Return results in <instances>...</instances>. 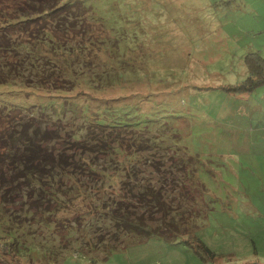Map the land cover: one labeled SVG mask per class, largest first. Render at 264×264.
<instances>
[{"label": "rangeland", "instance_id": "obj_1", "mask_svg": "<svg viewBox=\"0 0 264 264\" xmlns=\"http://www.w3.org/2000/svg\"><path fill=\"white\" fill-rule=\"evenodd\" d=\"M82 2L102 23L88 20L90 26L105 27L102 34L115 43L109 47L112 65L125 80L114 92H126L131 104L139 100L141 117L157 124L146 131L161 142L141 148L137 139L143 132H121L110 138L117 150L94 156L110 164V171L87 172L83 180L76 175L59 187L57 181L42 188L23 180L13 184L5 204L0 203V262H264V84L248 92L225 89L244 80L248 53L264 57V0ZM109 53L98 51V67H105ZM19 93L29 94L1 85L0 107L20 108ZM59 108V113L51 109L52 114L38 116L47 127L59 129L54 146L72 151L67 133L81 125L82 116L80 110L61 113ZM156 160L163 161L162 172H154ZM131 165L134 177L163 183L172 202L181 200L187 227L223 258L205 262L180 238L153 235L130 243L125 233L115 241L107 236L112 228L107 209L126 189ZM191 170L195 177L185 175ZM172 183L175 190H170ZM11 230L15 238L8 237ZM105 245L118 248L109 253Z\"/></svg>", "mask_w": 264, "mask_h": 264}, {"label": "trees", "instance_id": "obj_2", "mask_svg": "<svg viewBox=\"0 0 264 264\" xmlns=\"http://www.w3.org/2000/svg\"><path fill=\"white\" fill-rule=\"evenodd\" d=\"M88 20L94 24L100 22L93 19V14L82 0H0V86L17 87L29 93L28 96L19 93L20 108L0 107L2 205L10 187L20 180L30 187L37 185L39 188L44 183L52 185L57 181L59 187L76 175L77 179L83 180L87 172L110 171V164L101 163L102 160H95L94 156L100 152L112 153L119 148L110 142L112 135L143 132L137 139L141 148L147 145L155 148L161 142V138L146 131L157 124L141 117L139 100L131 104L126 92H114L118 84L125 80V76L112 65L114 51L109 47H114L115 43L112 45L108 36L102 34L105 27L99 25L100 29H93ZM102 49L110 52L104 60V68L98 67V51ZM244 61L247 68L244 80L226 87V90L248 92L264 84V57L252 52L245 56ZM59 107L61 113L80 110L82 116L81 125L73 126L67 133L72 151L54 146L59 129L47 127L38 116L52 114L49 112L51 109L53 113H59ZM95 134L99 137L96 138ZM146 138L147 143L144 144ZM174 148L171 149L176 154L178 150ZM179 159L184 162L182 156ZM157 160L152 162L154 172H162L164 163ZM129 169L131 173L125 179L126 189L106 212V219L113 228L107 236L113 235L115 241L125 233L130 236V243L153 235L169 241L180 238L205 262L223 258L221 252L209 247L190 230V224L187 227L184 221L187 213L183 211L185 208L181 206V200L175 198L172 202L170 199L173 196L167 194L163 183L153 184L151 180L138 179L133 175L137 173L136 169L132 165ZM7 173H12L11 179H8ZM185 175L195 177L193 170ZM179 178L176 176L178 185ZM172 189H176L175 185L170 187ZM177 213L182 217L179 223L175 216ZM8 232V237H16L14 230ZM105 246L109 253L118 248ZM23 248L30 252L27 245ZM29 258L33 260L32 256Z\"/></svg>", "mask_w": 264, "mask_h": 264}]
</instances>
